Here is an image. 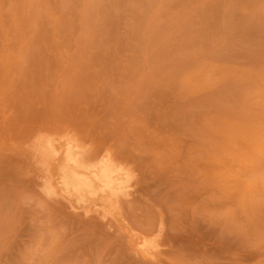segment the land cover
<instances>
[{
  "label": "rangeland",
  "instance_id": "1",
  "mask_svg": "<svg viewBox=\"0 0 264 264\" xmlns=\"http://www.w3.org/2000/svg\"><path fill=\"white\" fill-rule=\"evenodd\" d=\"M0 264H264V0H0Z\"/></svg>",
  "mask_w": 264,
  "mask_h": 264
},
{
  "label": "bare ground",
  "instance_id": "2",
  "mask_svg": "<svg viewBox=\"0 0 264 264\" xmlns=\"http://www.w3.org/2000/svg\"><path fill=\"white\" fill-rule=\"evenodd\" d=\"M74 173H75V172H74ZM74 173H73V175H75ZM76 175H77V174H76ZM77 176H78V175H77ZM79 176L81 177L80 174H79ZM51 177H52V176H51ZM67 177H68V176H67ZM75 177H76V176H75ZM83 177H84V176H83ZM73 178H74V177H73ZM73 178H72V179L70 178V179L73 180ZM85 178H86V177H85ZM97 178H98V177H97ZM60 179H61V178H60ZM76 179H77V177H76ZM65 180H66V179H65ZM74 180H75V178H74ZM80 180H81V179H80ZM86 180H87V179H86ZM86 180H84V181H86ZM100 180H101V179H100ZM100 180H99V181H100ZM105 180H106V179H105ZM64 182H65V181H64ZM79 182H81V181H79ZM79 182H78V180H77V186H78ZM82 182H83V181H82ZM82 182H81V183H82ZM86 182L88 183V185L90 184L88 181H86ZM74 183H76V182L73 181L72 184L74 185ZM83 183H84V182H83ZM65 185H66V183H65ZM82 185H83V184H82ZM66 186H67V185H66ZM69 186H70V185H69ZM83 186H84V188H85V185H83ZM78 187H79V186H78ZM68 188H69V187H68ZM89 188H91V187H89ZM77 189L80 190V187L77 188ZM100 189H101V188H100ZM102 190H103V189H102ZM69 191H70V190H69ZM82 192H83V191H82ZM90 192H91V191H90ZM96 192H97V191H96Z\"/></svg>",
  "mask_w": 264,
  "mask_h": 264
}]
</instances>
